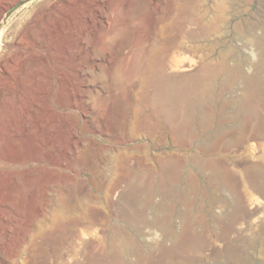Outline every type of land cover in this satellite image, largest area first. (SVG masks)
Returning <instances> with one entry per match:
<instances>
[{"label": "rangeland", "instance_id": "374dc122", "mask_svg": "<svg viewBox=\"0 0 264 264\" xmlns=\"http://www.w3.org/2000/svg\"><path fill=\"white\" fill-rule=\"evenodd\" d=\"M220 1L226 10L215 31ZM18 2L0 19V264H264V147L228 146L227 137L212 154L220 173L205 169L200 189L180 184L182 216L169 218L157 211L161 161L170 150L194 168L201 151L170 147L134 114L136 106L151 111L146 80L173 40L184 43L176 46L178 60L197 65H164L165 76L192 87L204 56L230 49L234 71L217 80H235L227 98L243 96L246 77L259 68L264 74V0ZM166 15L178 20L163 35ZM205 20L213 29L207 40ZM170 228L179 233L175 244L165 237Z\"/></svg>", "mask_w": 264, "mask_h": 264}, {"label": "bare ground", "instance_id": "6f19581e", "mask_svg": "<svg viewBox=\"0 0 264 264\" xmlns=\"http://www.w3.org/2000/svg\"><path fill=\"white\" fill-rule=\"evenodd\" d=\"M230 1L237 2L239 0ZM17 2L18 0H9L4 4H1L0 19L4 17V14L6 15L7 11L13 8L17 4ZM216 6L217 7L215 8V15H212L214 18L212 19L210 17V19L213 20H211V24L214 26L213 29L215 31H218L220 27V21L222 20L226 10V3L220 1V3H218V5ZM86 19L87 23L89 24L93 22L90 16H87ZM177 20L178 19L175 16L167 17L166 15V17H161V31L159 33L163 35L167 34L170 30V27L174 25ZM205 22L207 23L206 20ZM197 23H203V21L198 19ZM260 25L258 26L261 27ZM203 26H205V33L203 34L204 39L211 34V30L213 29L210 28L211 26H209L208 23L204 24ZM249 34H253L252 30H249ZM194 37L196 36L192 35L190 37V40L197 41V38ZM259 42L262 43V39L259 40ZM175 43L176 42L173 40L169 45H167L169 55H167L166 59H160V61L158 62L157 70L154 72L155 77H152L151 80H146L147 87L151 86L153 88L152 92H146V96L148 98L147 100L150 107L152 108L151 111L146 112L142 106H136L134 108V114L137 118H139V120L142 117H145L147 119L146 121L150 122V130L152 132H154L153 128H155V130L162 131L169 138L168 144L170 145V147H174L178 144L188 145L194 150L201 151L200 153L197 152L195 156L193 155L191 163L194 164V168H191V165L187 163V160L183 161V159L181 160L180 158L173 157L172 154L170 155V150L168 151L169 156L164 161H161L163 162L161 165L162 176L164 177V179L162 178V180L165 181H163L165 183V186H163L164 189H162L164 191V200L157 211L162 210L161 213L164 212L166 214V217H169L167 215L174 216L175 214V216H182L181 211L177 208L178 201L180 200V198L182 200V196L179 197V200L175 199V196L183 194L180 190V184L189 183V185H193L195 189H200V186L203 184L202 180L205 177L203 176L205 173V169L211 168L214 169V171L218 170V173H220L217 167L218 165L220 166L217 160V157L219 156L213 157L212 154H214V152H218L219 149H221L220 146L222 143H225V141H227V137H230L226 143L227 145H239L252 141V143L249 144L251 149H255L258 146L264 147V118H261L259 114L260 112H258V110L256 111L255 109L256 102L264 101V74L262 73L263 71L261 72L262 69H256L257 72L255 71L256 73H253L254 75L252 74V76L246 77V84L248 87H246L247 89L245 90V94L243 96L238 98H227L226 95H224V90L226 91V89L230 87L232 83L235 82V80L233 81L232 79H226L221 81L217 79L221 76H225L229 72L234 71L231 70V65L229 64V61L233 55L232 52L229 51L230 49H221L215 54V56H212L211 58L208 54H204L205 56L203 55L204 58L208 59V63L206 62V64L203 65V68L197 80H192L193 83L190 80L192 87H188V85L190 84H186L184 82L185 84L182 83V85L179 82L171 80L160 71L164 65L166 68L171 69L172 71H191L196 67V62L183 63L178 60L175 53L176 46H182L184 43L183 40L179 44ZM156 51L159 52L160 49L156 48ZM203 56H201V58ZM259 57L264 60V53ZM259 61L261 62V60H258V62ZM260 102L258 103L260 104ZM262 157L264 158V155ZM219 168L220 170L222 169L221 167ZM256 169L259 170V167L255 168V170ZM152 177L151 180L154 181V178ZM163 182L162 184H164ZM190 189L192 188L190 187ZM195 191L197 192L198 189ZM153 193L154 192H152V196L154 195ZM180 202L182 204V201ZM156 221L157 219L154 218V222ZM157 223L160 222L157 221L155 224ZM149 224L151 225V223ZM135 226L137 227L138 225ZM26 228L24 230L25 234L29 233L30 231L28 225L26 226ZM174 228L171 230L168 229L167 231L169 232L166 233L167 235L165 237L167 240H171V242L175 244L180 239L179 233H177ZM52 238H55V234ZM24 240L25 238L22 239V242ZM163 248L166 250L165 252L168 253V249L164 246ZM3 250L5 256L8 258H14L16 256L17 251L15 249ZM169 250L172 251V248H169ZM261 251L264 253V242L261 243ZM108 256L111 257L110 254ZM106 258L108 259L107 255ZM104 262H102V264ZM91 264H96L95 259H92Z\"/></svg>", "mask_w": 264, "mask_h": 264}, {"label": "water", "instance_id": "95a60500", "mask_svg": "<svg viewBox=\"0 0 264 264\" xmlns=\"http://www.w3.org/2000/svg\"><path fill=\"white\" fill-rule=\"evenodd\" d=\"M20 5V3L18 2L12 9L11 11L15 10L18 6Z\"/></svg>", "mask_w": 264, "mask_h": 264}]
</instances>
